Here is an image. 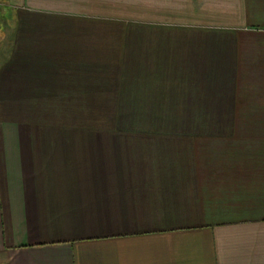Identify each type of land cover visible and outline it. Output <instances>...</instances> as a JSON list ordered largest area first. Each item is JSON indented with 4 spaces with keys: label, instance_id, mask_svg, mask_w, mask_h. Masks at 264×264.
<instances>
[{
    "label": "crops",
    "instance_id": "crops-1",
    "mask_svg": "<svg viewBox=\"0 0 264 264\" xmlns=\"http://www.w3.org/2000/svg\"><path fill=\"white\" fill-rule=\"evenodd\" d=\"M0 9V264H264V0Z\"/></svg>",
    "mask_w": 264,
    "mask_h": 264
},
{
    "label": "rangeland",
    "instance_id": "rangeland-1",
    "mask_svg": "<svg viewBox=\"0 0 264 264\" xmlns=\"http://www.w3.org/2000/svg\"><path fill=\"white\" fill-rule=\"evenodd\" d=\"M1 9H0V13H1ZM124 120H128L129 123H137L136 122V118H123ZM113 123H117V118H112ZM172 120H175V118H170V117H152V118H146L144 122L146 123H172ZM125 121V123H126ZM143 122V123H144Z\"/></svg>",
    "mask_w": 264,
    "mask_h": 264
}]
</instances>
